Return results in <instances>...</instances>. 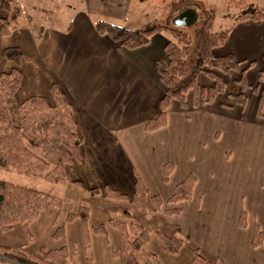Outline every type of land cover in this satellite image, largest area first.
Wrapping results in <instances>:
<instances>
[{
	"label": "crops",
	"instance_id": "crops-1",
	"mask_svg": "<svg viewBox=\"0 0 264 264\" xmlns=\"http://www.w3.org/2000/svg\"><path fill=\"white\" fill-rule=\"evenodd\" d=\"M2 1L0 72L19 67L17 102L30 95H42L51 102V85L59 87L73 109L81 138V159L66 166L69 181L62 187L63 195L69 200L50 215L41 212L29 223L33 240L27 242L24 226L17 222L5 230L0 228V241L12 246L57 248L62 240L53 238L52 234L56 226L63 225L67 251L75 247L80 254L83 251L81 221L78 218L66 221V215L76 212L80 202L85 201L89 204L87 230L95 264H120L111 254L122 244L119 232L108 223L111 213L132 218L150 229L148 243L135 253L137 264H192L193 249L205 258H219L225 264H264V240L256 247L251 246L255 225L264 233V115L256 113L259 95L252 90L259 79L250 83L245 76L248 61L255 62V58L247 60V56L240 57L229 50L231 30L223 45L212 53H231L242 61L239 72L234 70L230 79L237 83L236 89L229 90L226 79L229 70L218 72L225 81V89L212 102L192 106L193 94L189 91L187 107L171 100L165 124L147 131L145 123L158 115L165 89L156 64L167 62L164 51L170 36L167 32L154 33L143 46L117 47L109 37L96 32L89 14L79 11L78 18L68 24L65 21L62 28L40 26L38 37L39 28L38 34L31 30L34 22L29 14L36 12V0H9L20 6L22 14L17 27L5 35L1 33V20L7 11L2 8ZM102 1L84 0L86 11L101 12ZM129 2L112 0L111 3L118 7ZM241 22L259 26L252 38L256 39L263 64L258 71L264 70V31H259L264 19ZM7 47L21 50L18 63L3 55ZM242 69L244 88L237 82ZM197 83L200 99L214 81L200 72ZM239 93L243 104L231 97ZM167 162L173 164V169L165 181L163 165ZM188 174L195 177L191 198L168 202L176 184ZM136 178L148 196L159 195L162 199L158 212L141 211L128 200L88 191L92 187L109 186L130 194ZM172 209L179 213H166ZM242 210L245 227L238 224ZM99 223L105 226L104 234L93 231ZM155 230L181 234L185 241L180 251L167 254Z\"/></svg>",
	"mask_w": 264,
	"mask_h": 264
},
{
	"label": "trees",
	"instance_id": "trees-1",
	"mask_svg": "<svg viewBox=\"0 0 264 264\" xmlns=\"http://www.w3.org/2000/svg\"><path fill=\"white\" fill-rule=\"evenodd\" d=\"M2 8L7 11V16L1 20V33L6 35L17 27L22 11L19 5L9 0L2 1ZM237 18L240 21L263 20L264 8H246ZM93 23L97 33L109 37L117 47L127 49L146 45L156 32L165 31L170 35L164 45L167 62L157 61L156 64L157 72L165 88L159 101L160 111L156 117L148 119L145 123L147 131L155 130L165 124L166 109L171 100H176L181 107H187L189 103L186 95L189 91L193 94L192 106L212 102L216 94L225 89V81L218 72L237 70L242 62L236 60L231 53L213 55L212 50L223 45L229 31H212L208 20L192 34H188L187 31L172 23L171 26L152 23L138 29L114 24L102 18H95ZM39 30L38 37L42 29ZM3 55L18 63L22 53L18 47H7L3 50ZM262 59L264 60V51ZM253 63L254 61H248V66ZM200 72L211 78L214 84L199 99L197 75ZM258 78V84L252 86V90L258 92L259 95L256 113L264 115V70L258 71ZM20 82L19 67L15 66L9 71L0 72V166L53 183L65 184L69 178L67 164L81 159V138L77 134L72 106L56 84L50 87L53 99L51 102L42 95H30L17 102L16 92ZM237 82L242 88L246 86L244 69L240 71ZM231 97L234 101L243 104L241 93L231 95ZM14 104L16 108L13 110ZM172 169L171 162L163 165L165 181L169 179ZM74 183L81 186L77 181ZM194 183L195 177L188 174L176 184L167 201L177 202L190 199ZM88 191L102 193L112 199L128 200L138 210L151 213L158 212L163 202L159 195L148 196L139 178L135 179L134 189L130 194L119 192L109 186L103 189L92 187ZM68 200L67 197L49 190L0 178V227L6 229L13 223H23L27 240H30L28 223L36 219L39 213H51L53 209L59 208L64 201ZM166 213L177 214L179 211L172 209L167 210ZM75 218L81 221L82 226L85 261L81 264H92V258L88 252L90 241L87 230L89 218L87 203H80L75 213L66 215V221ZM108 223L117 229L122 242L120 247L111 251L112 256L118 258L120 264H137L135 253L148 243L150 229L132 218L114 213L110 214ZM238 224L240 227H245L243 210L240 212ZM93 231L104 234V224H97ZM155 232L167 254L174 255L180 251L185 241L181 234L169 235L161 230H155ZM52 237L64 240L63 225L56 227ZM263 240L264 233L255 225L251 246L256 247L262 244ZM0 249L5 251L7 257L19 264H73L75 261L73 255L67 252L65 245L54 249H46L42 246L39 248L40 257H33L21 249H14L17 251L14 252L12 248L4 245H0ZM151 256L154 258L152 254ZM192 264L225 263L219 258L214 260L205 258L197 249H193Z\"/></svg>",
	"mask_w": 264,
	"mask_h": 264
},
{
	"label": "rangeland",
	"instance_id": "rangeland-1",
	"mask_svg": "<svg viewBox=\"0 0 264 264\" xmlns=\"http://www.w3.org/2000/svg\"><path fill=\"white\" fill-rule=\"evenodd\" d=\"M36 2V12L29 13L32 17V21L34 22L31 26V30L35 31L36 34H38V28L42 29V27L40 26L49 27L52 25H57L58 27L62 28L65 24V21H67L68 24L69 22L76 20L79 16V11H85L87 14L90 15L92 20H95V18H102L114 24H119L121 26L128 27L131 29H138L152 23H160L167 26H171V23L173 21L172 16H175V14L177 13L173 11L175 8H178L180 10L182 8H185L186 6L192 7L195 4H198V6L196 7L198 16L197 20L195 21V23L189 26H182V30L187 31L188 34H192L206 20L209 21V25L212 31L231 30L229 42L227 43L229 50L234 51L240 57L243 55L247 56V60L253 58L256 59V61L245 70V76L247 81L250 83L256 82L258 78V69H262L263 67L262 61L260 60L261 55L259 53V49L255 46L256 39L252 38L253 35L258 33L259 26H248V24H245V22H241L237 17L246 8H264V0H130L128 5H119L118 7H113V4L111 3L112 0H103L101 2L102 4L99 7L101 12L94 11L91 13H88L86 11V5L84 3V0H36ZM244 25H247V28H245ZM259 31H264V26L262 28H259ZM245 37L247 40H245ZM226 47L227 45L225 47L219 48V50H223ZM237 71L239 72V69H237ZM234 72V70H229V72L226 73V79L229 90L236 89L237 83L233 80L230 81ZM15 108L16 104L12 106L13 110ZM14 113H16V111ZM15 117L17 116L15 115ZM0 178L49 190L65 197V195H63L65 194L63 193V184L53 183L43 178L28 176L12 168H5L3 166H0ZM99 194L103 195L102 193ZM82 202L87 203L85 201ZM61 206L59 208H61ZM59 208H55L53 210L55 211ZM51 213L46 214L50 215ZM40 214L41 213H39V215ZM9 226H7V228ZM30 235L31 239L27 240V242H31L33 240L31 232ZM25 238L27 239V237ZM15 240H17V238ZM0 245L10 247L14 252H17L14 249H21L33 257L41 256L39 248L42 247V245H33L30 247H26V245L12 246L8 245V243L3 241H0ZM62 245H65V236L64 240H62ZM82 246L83 251L81 250L80 254L77 252V248L75 247L73 251H67L70 255H73L75 259L73 264L84 263L85 250L83 243ZM91 246L92 245L89 246L88 252L92 258V264H95V253H93V249L91 248ZM0 264L19 263L7 257L5 255V251L3 249H0ZM102 264H104V262H102Z\"/></svg>",
	"mask_w": 264,
	"mask_h": 264
},
{
	"label": "water",
	"instance_id": "water-1",
	"mask_svg": "<svg viewBox=\"0 0 264 264\" xmlns=\"http://www.w3.org/2000/svg\"><path fill=\"white\" fill-rule=\"evenodd\" d=\"M195 7L198 4L194 5ZM197 11L194 7H187L179 11L172 19V24L178 27L189 26L197 20Z\"/></svg>",
	"mask_w": 264,
	"mask_h": 264
},
{
	"label": "flooded vegetation",
	"instance_id": "flooded-vegetation-1",
	"mask_svg": "<svg viewBox=\"0 0 264 264\" xmlns=\"http://www.w3.org/2000/svg\"><path fill=\"white\" fill-rule=\"evenodd\" d=\"M187 7H189V6H186L185 8H187ZM185 8H184V9H185ZM196 9H197V8H196Z\"/></svg>",
	"mask_w": 264,
	"mask_h": 264
}]
</instances>
